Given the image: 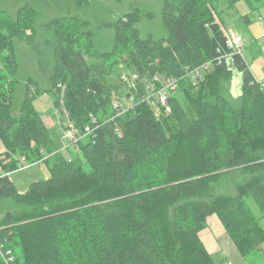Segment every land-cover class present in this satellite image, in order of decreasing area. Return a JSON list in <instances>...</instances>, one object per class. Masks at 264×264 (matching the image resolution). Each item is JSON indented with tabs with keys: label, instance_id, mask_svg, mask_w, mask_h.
I'll return each mask as SVG.
<instances>
[{
	"label": "trees",
	"instance_id": "trees-1",
	"mask_svg": "<svg viewBox=\"0 0 264 264\" xmlns=\"http://www.w3.org/2000/svg\"><path fill=\"white\" fill-rule=\"evenodd\" d=\"M219 1H166L160 39L142 37L139 9L126 13L112 24L107 52L79 16L53 18L47 89L19 77L16 42L35 43L39 12L0 10V264H217L200 237L211 215L242 255L264 245V85L243 54L228 61ZM235 71L244 73L239 102ZM154 75L179 80L171 113L145 100ZM46 92L65 110L66 128H93L65 143L69 157L34 105ZM23 160L45 164L50 177L19 193L10 174Z\"/></svg>",
	"mask_w": 264,
	"mask_h": 264
},
{
	"label": "rangeland",
	"instance_id": "rangeland-1",
	"mask_svg": "<svg viewBox=\"0 0 264 264\" xmlns=\"http://www.w3.org/2000/svg\"><path fill=\"white\" fill-rule=\"evenodd\" d=\"M178 4L180 0H0V10L15 14L19 7L30 4L39 12L37 36L35 43L17 41L16 48L20 63L19 77L22 82L32 78L39 87H50V76L54 62L55 38L48 31L46 25L55 17L77 15L86 25L82 30L91 31L96 49L107 52L113 45L114 30L112 24L124 14L139 9L143 17L138 23L142 37L160 39L166 37L168 30L163 21L165 2ZM216 19L225 31H230L242 36L244 40L243 55L249 69L258 82L264 81V0L254 6L246 1L236 3L232 8L223 0L217 5ZM150 14V15H147ZM244 73L235 71L231 95L234 102H239L242 96V82ZM24 95V87L20 86L15 95V108H19ZM123 106L129 105L124 98L117 99ZM36 109L45 117L47 125L54 124L51 129L59 130L61 135L68 124L65 110L56 109L50 93L42 94L34 103ZM55 120V121H54ZM54 122V123H53ZM64 154L69 157L65 142L58 139ZM75 150V148H71ZM19 193H25L30 183L46 180L50 177L49 169L45 164H24L20 169L10 174ZM248 204L257 216L261 210L257 202L251 197Z\"/></svg>",
	"mask_w": 264,
	"mask_h": 264
},
{
	"label": "built area",
	"instance_id": "built-area-1",
	"mask_svg": "<svg viewBox=\"0 0 264 264\" xmlns=\"http://www.w3.org/2000/svg\"><path fill=\"white\" fill-rule=\"evenodd\" d=\"M225 36L226 55L228 56V61L233 64L235 56L243 54L244 40L241 35L230 31H225ZM211 67L212 62H208L190 73L196 81L201 80ZM262 84L264 85V81ZM178 86L179 80L173 76L164 77L154 75L152 80H149L146 84L145 100L152 107L164 109L166 113H171L172 107L169 104V97L171 93H174L178 89ZM115 106H118L117 102ZM92 131L93 128L90 125H87L83 130L76 127H69L63 130L62 139L66 144L71 143L75 145L82 137L89 135ZM24 164H26L25 160H23Z\"/></svg>",
	"mask_w": 264,
	"mask_h": 264
},
{
	"label": "crops",
	"instance_id": "crops-1",
	"mask_svg": "<svg viewBox=\"0 0 264 264\" xmlns=\"http://www.w3.org/2000/svg\"><path fill=\"white\" fill-rule=\"evenodd\" d=\"M52 116H54L53 112L51 115H42L46 125L45 117ZM53 125L50 123L47 127L51 128ZM261 224L264 227V219L261 220ZM200 237L217 264H264V245L253 254L242 255L216 215H211L208 218L207 227L201 231Z\"/></svg>",
	"mask_w": 264,
	"mask_h": 264
}]
</instances>
